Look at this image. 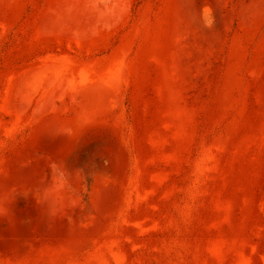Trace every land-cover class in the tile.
Returning <instances> with one entry per match:
<instances>
[{
	"label": "rangeland",
	"instance_id": "rangeland-1",
	"mask_svg": "<svg viewBox=\"0 0 264 264\" xmlns=\"http://www.w3.org/2000/svg\"><path fill=\"white\" fill-rule=\"evenodd\" d=\"M0 264H264V0H0Z\"/></svg>",
	"mask_w": 264,
	"mask_h": 264
}]
</instances>
